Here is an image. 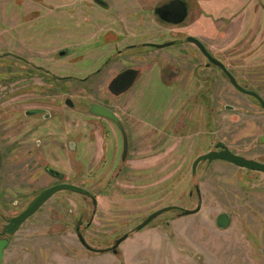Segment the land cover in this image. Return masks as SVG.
<instances>
[{
	"label": "flooded vegetation",
	"instance_id": "1",
	"mask_svg": "<svg viewBox=\"0 0 264 264\" xmlns=\"http://www.w3.org/2000/svg\"><path fill=\"white\" fill-rule=\"evenodd\" d=\"M32 1L47 4L49 8L51 6L48 0ZM134 1L136 6L133 9L122 8L121 18L114 14L115 7L109 0H80L89 13L97 15L98 25H90L74 32L67 26L37 27L29 38L27 37L32 45L29 47L30 52H27V49L16 51V60L7 62L15 66L16 70L14 93L19 113L16 146L24 145L30 148L34 143L32 150L26 154H31L40 168L27 169L26 173L22 170H7L4 168L7 161L18 157H4L0 144V264H40L41 255L37 239L39 230L27 228L26 223L53 197L63 191L79 195L82 200L84 199L82 206L85 208L92 206L91 212L89 209L81 212L73 225L76 239L86 251L95 255L111 252L124 263L134 257L130 251L121 249L122 244L141 230L136 228L144 221L118 237L108 248L92 245L87 240L86 231L93 226L99 196L93 189L65 181L66 173L55 168L53 164L56 158L55 147H58L60 156L68 157L70 161L77 144L96 145L95 157L99 170L105 171L109 176L115 170L114 178L119 179L125 171L131 172L133 160L130 157H135L139 153L143 154L139 157H147V125L158 120V117L165 118L161 130L167 136L170 135L168 131L172 129L180 132V139L177 140L178 157H183L188 151L186 142L196 143L198 140L200 114H207H204L207 125L210 121L212 123L211 116L215 111L217 93L229 94L234 90L253 98L264 110V57H253L264 45V0H234L238 2L239 8L228 16L221 14L226 13L227 5L232 4L233 0H226L217 6L219 10L204 5L201 0ZM102 11L114 15L115 24L110 25L109 18L105 15L100 17L98 14H102ZM151 16L159 28L165 29L164 33H158L159 37L168 39L164 41L149 39L153 28L147 26V22ZM31 17L30 14L25 15L24 22H28ZM32 20L35 18L32 17ZM136 21L137 25L132 24ZM216 23L221 25L217 28L211 26ZM236 28L244 35L235 43V47L248 57L237 59L228 57L216 52L205 41V35L209 34H222L230 38ZM259 37L261 41L257 42L256 46L258 51L253 53L249 46ZM63 43L67 45L61 46ZM57 45L59 47H56ZM172 48L175 50H170ZM162 51L169 59L153 58V54L156 56V53ZM175 54L177 57L172 58L171 56ZM13 55H15L13 51H6L0 55V60L7 56L14 57ZM159 93H162L164 99L162 102L157 101L158 106H154L152 97H157ZM7 98L8 93L1 91L0 106H6ZM94 106H99L106 113L94 112ZM67 108L80 109L84 117L83 130L79 135L80 142L82 136L88 141L78 143L79 138L73 137L67 130V125H72ZM234 109L233 106L226 107L227 111ZM28 120H31L29 127L25 124ZM89 124L92 128L90 126L88 129ZM259 125L262 126L260 122ZM7 134L10 136L0 121V138H6ZM263 137L264 134L260 136L259 141L264 145ZM137 142L141 146L136 147ZM160 142L163 147L161 139ZM219 144L224 146L218 147ZM223 148L231 150L225 143L218 142L214 149L198 155L197 159ZM44 153L48 157H44ZM118 157H121L120 163ZM197 159L192 164L193 175H196L201 163L216 161L202 160L195 167ZM221 161L246 171L264 174L229 161ZM256 161L264 163V160ZM82 162L87 163V159L84 157ZM49 169L58 171L61 178L52 175ZM43 173L58 182L39 190L33 184L37 181H31V178L39 179ZM60 184L77 186L80 191H58L29 218L20 224L13 222V219L26 211L43 192ZM125 188L126 186L112 184L97 187L98 193L111 190L120 192ZM195 191L189 193L191 198L197 196L198 204L195 209L169 206L170 210L177 211L180 218L200 213L203 202L199 185L195 186ZM246 196L243 215L245 231L239 241L242 247L240 263L264 264V202H261V198L250 201L248 193ZM7 208L23 209L8 216ZM63 221L67 225L71 224L67 220ZM51 226L56 228L53 230L51 227V230L59 233L60 237H64L62 231L68 229L65 224L53 223ZM188 237L191 239L185 240V244L182 243L185 242L182 239L176 240L184 245L178 251L166 249L160 253H150L147 255V264H151L152 261L155 264L172 263L174 257L178 264H190L192 261L196 264H211L212 257L207 250L214 247L216 237L206 239ZM56 239L59 241L57 237ZM122 239L124 240L117 246ZM31 241H34L35 245ZM61 241L64 242L66 252L64 259L60 260L65 264L83 263L84 259L81 261L77 259L81 256H78L76 251L75 260L71 261L72 252L67 249L69 243L63 238ZM218 241L220 242L218 248L226 249L225 253L235 247L231 239L226 237ZM60 260L55 258L54 264L58 261L60 263Z\"/></svg>",
	"mask_w": 264,
	"mask_h": 264
},
{
	"label": "rangeland",
	"instance_id": "2",
	"mask_svg": "<svg viewBox=\"0 0 264 264\" xmlns=\"http://www.w3.org/2000/svg\"><path fill=\"white\" fill-rule=\"evenodd\" d=\"M48 1L51 5L50 8L47 7V4L32 0L27 3L21 0H0V55L6 51L15 53L14 57L7 56L0 60V93L1 91L8 93L6 106H0V121L3 123L6 132L10 134V136L7 134L4 139L0 138V144L4 157H18L7 161L6 167L4 166L7 170H22L26 173L27 169L38 170L40 168L31 154H26L32 150L34 143L30 148L24 145L16 146V127L19 123L18 105L14 93L16 91V70L15 66L7 62L16 60V51L27 49V52H30L29 47L32 45L27 39L37 27L67 26L74 32L82 30L80 28L99 24L96 20L97 15L89 13L80 0ZM109 1L115 7L114 14L121 18H123V7L133 9L136 6L134 0ZM201 1L204 5L212 6L216 10H219L217 6L226 2V0ZM124 3L126 5L122 6ZM237 8H239V4L233 0L232 4L227 5L226 13L221 15L228 16L234 13ZM31 9L39 13H32ZM29 14L35 20H32L31 17L25 23L24 16ZM98 15L100 17L107 16L109 24H115L114 15L105 13V11ZM132 24L137 25L138 21ZM220 25L221 23H216L211 26L217 28ZM246 25L247 23H245ZM147 26L153 28L149 38L152 41L168 39V37H162V39L159 37L158 33H164L165 29L159 28L154 23L153 16L149 17ZM236 31H233L234 33L231 34L230 38H226L222 34L205 35V41L220 54L235 59L244 58L247 55L235 47V43L244 34L238 32L239 29L237 30V28ZM14 33L18 36L16 37ZM260 41L261 37L249 46L253 53L258 51L256 46L257 42ZM65 45L67 44L63 43L61 46ZM170 50H175V48ZM164 53L162 51L156 53V56L154 54L152 56L156 59H169L168 55ZM256 56L264 57V45L257 55H253V57ZM171 57L176 58L177 54ZM162 96V93H159L157 97H152V105L155 106L157 101L162 102L164 99ZM214 104L215 111L211 116L212 123L210 121V126L207 125L205 119L207 114H200L201 125L197 133L198 140L196 143L186 142L188 151L183 157H178L177 140L180 139V132L172 129L168 131L170 135L167 136L161 130L165 118L158 117V120L147 125V157H139L143 155L140 153L135 157H130L133 160L131 161V172L125 171L119 179L114 178L115 170L110 176L105 171L99 170L97 157H95L96 145L83 144L79 146L77 144V149L72 152L73 157L70 158V161L68 157L60 156L58 147H55L56 158L53 164L55 168L66 173L65 181L93 189L99 196V206L93 226L86 231L87 240L98 248L110 247L118 237L130 229H134L150 215L165 207L181 206L187 209H195L198 204L197 196L191 198L189 193L192 190L196 192V185H199L201 189L203 208L197 215L184 216L183 218H180L179 213L174 210L160 214L152 223L135 232L122 244L121 249L130 251V254L134 255V257L132 256L133 259L131 258L127 263H124L111 252L95 255L90 254L81 246L76 239L73 225L81 212L86 211V209L91 212L92 206L87 208L82 206L84 199L82 200L79 195L73 192H60L26 223L27 228L39 230L37 239L39 255H41L40 264H54L55 258L56 260L64 259L66 247L61 238L66 239L69 243L67 249L72 252L70 253V255L72 254L71 261L75 260L76 253L74 251L78 253V256H81L77 259L80 261L84 259L83 263L78 264H138L139 262L140 264H147V255L155 252L160 253L166 249L178 251L184 247L182 243L185 244V240L191 239L188 236L199 237V239L216 237L214 247H209L207 250L210 251L207 253L212 257L211 264H241L240 252L242 247H240L239 241L245 231L243 215L245 213L246 194L248 193L250 196V201L261 198V202H264V174L246 171L228 162L216 160L212 163H201L196 175H193L192 164L198 155L214 149L218 142L225 143L236 154L244 155L249 159L264 160V145L259 141L260 136L264 134V110L258 106L253 98L234 90H231L229 94L217 93ZM175 105L177 104L175 103ZM227 106H233L235 109L227 111ZM66 110L70 116V121H72V125H67V130L71 132L73 137L79 138L78 143L88 141L84 140L85 137L82 136L80 142L79 135L84 126V117L80 113V109L71 110L67 108ZM259 122L262 126L259 125ZM25 124L29 127L31 120ZM90 126L91 124L88 125V129ZM160 139L164 143L163 147ZM89 143H91L90 140ZM137 146H141V144L137 142ZM44 157H48V155L44 153ZM84 157L87 159V163L82 162ZM120 159L121 157H118V163H120ZM41 175L39 179L31 178V181H37L33 184L39 190L58 182L46 173ZM108 184L126 186V188L120 192L111 190L98 193V186ZM22 209L7 208L6 212L10 216ZM223 214H226L230 219L228 228H222L218 224V219ZM63 220H67L71 224L67 225ZM53 223L65 224L68 227L67 231H62L64 237H60L59 233H54L51 230V227L53 230L56 229L51 226ZM178 235L183 236L176 237ZM225 237L231 239V242L235 244V247L227 253L224 252L226 249L218 248L220 244L218 240ZM181 239L185 242H176V240ZM31 242L34 244V241ZM167 243L168 247H166ZM57 264L65 263L60 260V263L58 261ZM151 264H155V262L152 261ZM168 264H178V262L174 257V262ZM190 264L196 263L192 261Z\"/></svg>",
	"mask_w": 264,
	"mask_h": 264
},
{
	"label": "water",
	"instance_id": "3",
	"mask_svg": "<svg viewBox=\"0 0 264 264\" xmlns=\"http://www.w3.org/2000/svg\"><path fill=\"white\" fill-rule=\"evenodd\" d=\"M94 112L96 113H102L105 114L106 112H104L103 110H101V108L99 106H94L93 107ZM262 142L264 143V137L262 138ZM223 144H219L218 147H223ZM202 160H209V161H213V160H225V161H229L232 162L240 167L243 168H247L253 171H261L264 172V163L258 162L256 160H252V159H247L244 156L241 155H237L235 153H233L231 150H229L228 148H223L221 151H213L211 153H209L206 156L203 157H199L197 159V161L195 162V167L198 165V163H200ZM49 172L54 175L55 177L61 178V175L58 171L53 170V169H49ZM61 190H76V191H80V188H78L77 186L74 185H69V184H60L57 186H54L52 188H50L49 190L43 192L32 204L31 206L24 211L19 217L13 219V222L20 224L22 221H24L25 219L29 218L31 215H33L42 205L43 203L49 198L51 197L53 194H55L58 191ZM170 210L169 207L161 209L155 213H153L152 215H150L141 225H139L136 230H140L142 228H144L145 226H147L149 223H151L155 218H157L160 214H162L165 211ZM230 223V219L226 214L221 215V217L218 220V224L222 227V228H227L229 226ZM124 239L120 240L117 243V246L120 244L121 241H123Z\"/></svg>",
	"mask_w": 264,
	"mask_h": 264
},
{
	"label": "crops",
	"instance_id": "4",
	"mask_svg": "<svg viewBox=\"0 0 264 264\" xmlns=\"http://www.w3.org/2000/svg\"><path fill=\"white\" fill-rule=\"evenodd\" d=\"M21 1H22V2H26V3L29 2V0H21ZM125 8H126V7H125ZM31 10H32V9H31Z\"/></svg>",
	"mask_w": 264,
	"mask_h": 264
}]
</instances>
